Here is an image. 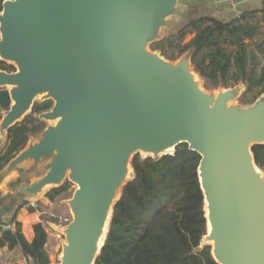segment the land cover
<instances>
[{"label": "water", "instance_id": "1", "mask_svg": "<svg viewBox=\"0 0 264 264\" xmlns=\"http://www.w3.org/2000/svg\"><path fill=\"white\" fill-rule=\"evenodd\" d=\"M186 0H5L0 10V137L38 97L53 121L2 170L25 163L43 173L19 191L29 197L67 180L72 220L60 264H95L114 207L134 178L136 154L158 157L187 143L201 155L199 177L218 264H264V171L252 147L264 144V93L233 102L239 85L207 91L191 52L171 61L151 45L185 16ZM54 229L60 226L51 224ZM203 242L205 244H203Z\"/></svg>", "mask_w": 264, "mask_h": 264}, {"label": "trees", "instance_id": "2", "mask_svg": "<svg viewBox=\"0 0 264 264\" xmlns=\"http://www.w3.org/2000/svg\"><path fill=\"white\" fill-rule=\"evenodd\" d=\"M4 1L0 0V10ZM190 33L194 37L184 42ZM151 49L169 60L191 52L194 69L210 88L244 83L246 88L240 97L244 105L254 103L264 93V5L245 10L231 21L211 16L193 18L153 43ZM0 69L16 70L1 59ZM52 106V100L35 103L31 114L9 130L4 145L0 137V172L46 128L39 115ZM252 151L256 164L264 171V144L254 145ZM200 161L201 155L187 143L163 156L136 154L132 160L134 178L125 185L114 207L95 264H218L211 246L202 245L208 223ZM71 184L66 181L51 188L46 196L55 201L68 194ZM44 221L34 225L35 237L29 242L15 214L6 224L0 247L20 248L27 264H51ZM0 224L5 223L0 220Z\"/></svg>", "mask_w": 264, "mask_h": 264}, {"label": "crops", "instance_id": "3", "mask_svg": "<svg viewBox=\"0 0 264 264\" xmlns=\"http://www.w3.org/2000/svg\"><path fill=\"white\" fill-rule=\"evenodd\" d=\"M263 5L264 0H186L184 5L185 16L183 19H180V21H182L179 24L184 25L189 20L199 16H211L222 21H231L238 17L243 11L257 9ZM188 35L190 36V41L195 34L190 33ZM5 143L6 140L3 139L2 144L4 145ZM30 166L32 167L31 163H25L9 174L0 172V220L7 224L16 214L17 220L22 224V230L26 239L32 242L35 237L34 225L44 221L42 219L44 216L40 206H38L35 201H39L45 206H53L56 200L51 201L46 196V193L50 189L44 191V193L42 192L43 194L40 193L42 195L38 194L35 197H29L18 190L21 185L26 184L25 181H22V176L25 175L26 171L30 170ZM36 169L41 170L43 173L42 167ZM41 174H37L31 182L37 179ZM31 198H34L35 201H30V204H28L26 201ZM59 198H64V196ZM49 221L50 220L44 221L47 232H49L48 225L51 226ZM2 253L4 255V260L8 263L27 264L26 258L20 248L9 249L5 246L2 247Z\"/></svg>", "mask_w": 264, "mask_h": 264}, {"label": "rangeland", "instance_id": "4", "mask_svg": "<svg viewBox=\"0 0 264 264\" xmlns=\"http://www.w3.org/2000/svg\"><path fill=\"white\" fill-rule=\"evenodd\" d=\"M181 21H179L178 23L175 24L174 28L172 29V32L177 31V29L182 26V24H179V23H181ZM189 39H190V36L187 35L185 40H184V42H188ZM177 60H171V61H177ZM198 77L201 79L203 87L207 91L218 92L219 90L223 89V87L210 88L209 86H207L208 85V81L206 79H204L200 75ZM240 86L243 88V90H242V94H243L246 86H245L244 83H240ZM43 101L44 100H42L41 97H38L35 103L43 102ZM233 103L234 104H242V105H244L241 102L240 98L235 100ZM31 112H32V110L30 112H28L27 116L30 115ZM5 114H6V111L0 109V122H1L2 118L5 116ZM45 123H46V126H48L49 124H54L55 122H53V121H45ZM39 135L40 134L32 137L30 140L37 139L39 137ZM142 156H145V155H142ZM41 173H42L41 170H37L36 168H32L30 166V170L26 171L25 175L22 176V179H23L22 181H25L26 183L31 182V180L33 178H35V176L37 174H41ZM67 181H69V180H67ZM75 188H76V185L74 183H72L70 185L68 194L64 195V198H57L56 201L54 202L53 206H45V205L41 204L39 201H35L34 198L33 199L32 198L31 199H27L26 202L28 204H30V201H35V203H37V205L40 206L42 214H43L44 217H46L47 221L50 220L49 222L51 224L53 223V224H57L58 225L59 220L62 221V220H64L65 217L70 218L72 216L69 206H67L64 203V201L66 199H69V198H71L73 196ZM42 194H40V195H42ZM61 229H62V227H59L58 229H53V227L48 225L49 240H48V243H47V250H48V253H49L50 258H51V264H60L63 242L65 241V235L62 233ZM203 244H205V243L203 242Z\"/></svg>", "mask_w": 264, "mask_h": 264}, {"label": "built area", "instance_id": "5", "mask_svg": "<svg viewBox=\"0 0 264 264\" xmlns=\"http://www.w3.org/2000/svg\"><path fill=\"white\" fill-rule=\"evenodd\" d=\"M72 217V216H71ZM70 217V218H71ZM68 217H65L64 220L60 221L58 225L60 227H63L71 222L72 218L70 219ZM8 228V225L6 224H0V239L3 237L4 230ZM0 264H11L4 260V255L2 253V248L0 247Z\"/></svg>", "mask_w": 264, "mask_h": 264}]
</instances>
